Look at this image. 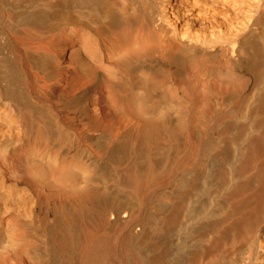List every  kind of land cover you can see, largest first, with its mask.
<instances>
[{"label": "bare ground", "instance_id": "1", "mask_svg": "<svg viewBox=\"0 0 264 264\" xmlns=\"http://www.w3.org/2000/svg\"><path fill=\"white\" fill-rule=\"evenodd\" d=\"M28 1L30 7L21 17L26 25L28 22L32 30L41 28L47 33L48 25L58 24L57 28L60 29L64 24L69 44L77 46V49L72 48L65 69H61L63 65H60L58 56L35 52L25 43H16L12 49L7 48L1 52L0 199L6 186L8 160L16 159L19 149L26 144L35 146L26 158L32 159L29 163L30 170L39 179H49L54 168L46 165L42 156H35L37 143L44 141V146L49 149L60 141L59 162H67L73 157L72 150L68 147L69 134L65 132L62 137L57 135L60 128L51 104L55 96L64 94L59 88L62 78L66 80L64 90L72 97H61V101L63 104L79 105V114H84L82 120L90 119L104 107L140 111L144 114L150 126L140 124L137 133L133 125L127 129L130 133L128 157L120 147L123 138L121 133L106 137L105 141L109 144L106 147L107 154L113 162L118 164L126 161L123 169L129 174L148 177L155 176L164 167L162 144L168 136H174L170 129L175 123H181V112L187 107H194V104L179 96L180 84L198 88L201 85L211 107L219 110L229 107L234 95L226 94L224 100H219V92L211 81L215 64L222 63L223 67L236 70L245 69L251 79L255 76L252 68L253 62L258 60V51L253 50V39L262 32L264 39V0H56L54 3L53 0H27V3ZM231 11L235 13L233 21L229 17ZM60 21L63 22L59 23ZM59 43L66 45L64 42ZM91 49H94V55H91L94 60L89 57ZM243 49L246 55L245 52L242 53ZM257 50L260 51L261 47ZM26 63H30V69L24 66ZM101 64H105L103 69L100 68ZM186 64L190 66L187 76L183 73ZM32 70L42 73V76ZM182 73L183 77H175ZM166 84L175 86L170 101L164 99L162 88ZM101 86L114 96L106 105L98 97ZM194 86L193 89L196 88ZM39 94L43 101L36 98ZM38 108L41 115L37 113ZM244 116L245 113H242L234 119H244ZM200 120L203 121L198 118ZM91 137L89 133L85 135L87 139ZM133 145L143 151L144 156L151 152L156 158L151 162L141 163ZM237 147L238 145L233 150V158L237 156ZM258 154L259 151H256L255 155ZM91 159L94 181L104 185L105 189L109 169L95 155ZM229 167L232 168V164ZM144 183L146 186L153 184V179L144 180ZM192 186L191 183L186 185V192H191ZM15 187L22 188L33 204L29 220L25 222L33 223L36 220L42 203H55L53 200L51 203L49 196L37 194L22 179L15 183ZM194 202L193 199L188 202L191 208L203 212L201 205L197 206ZM108 203L107 213L112 208V202ZM212 212L214 211L210 209L206 214ZM128 215L122 216L127 218ZM115 217L118 219L119 216ZM118 221L99 220L97 229L99 231L113 226ZM185 223V227L181 228L183 235L174 245L178 255L176 258L172 257L173 245L170 239L173 223L167 227L170 232L169 236L166 235L168 238L163 240L162 254L165 264H264V232L252 220H186ZM259 223L264 225V220H258ZM214 226H217L216 229ZM126 227L128 233L123 237L130 240L136 236L131 220H127ZM62 229V247L65 248L66 229ZM192 229L196 231L195 235L191 233ZM105 237L98 235L88 240L82 253L86 264H93V257L97 258V264L105 263L111 251L110 241ZM122 241L120 238L113 244L115 255L121 259L125 258L123 244L126 243L125 240ZM38 249L34 251L36 264L41 263L40 254H44L42 248L41 251ZM0 250L6 253L8 251L2 238ZM215 253L216 258L212 259V254ZM11 255L8 252L6 258L1 257L0 261L8 259L9 264H13L15 257L12 258ZM6 260L4 262L8 263ZM3 261L0 263L3 264Z\"/></svg>", "mask_w": 264, "mask_h": 264}, {"label": "rangeland", "instance_id": "2", "mask_svg": "<svg viewBox=\"0 0 264 264\" xmlns=\"http://www.w3.org/2000/svg\"><path fill=\"white\" fill-rule=\"evenodd\" d=\"M29 7L27 0H0V54L7 48L15 47L16 43H25L35 52L58 56L60 65H63L61 69H65L69 53L72 48L77 49V46L69 44L66 27L64 24L60 29L57 28L58 24L48 25L52 27H48L47 33L41 28L39 29L43 32L39 29L32 30L31 24L28 26L27 22L26 25V21L21 18ZM233 13L234 11L230 12V21L235 18ZM13 15L20 19L14 18ZM57 29L59 32H50ZM262 34L259 33L253 39V50L258 51V60L253 62V79L245 69L223 67L222 63L213 67L214 75L212 74L211 81L219 92V100H224L226 94L234 95V102L232 101L229 107L219 110L212 108L201 85L199 87L202 89L185 83L179 85V96L194 104V107H187L181 112V123H175L170 129L174 136H168L162 144L165 165L155 176L140 177L129 174L123 169L126 161L118 164L113 162L106 149L109 145L105 141L106 137L121 133L123 138L120 147L128 157L130 133L127 129L133 125L137 133L140 124L146 123V126H150L144 114L140 111L104 107L90 119L82 120L84 114H79V105L63 104L61 101V97H72L64 90L66 80L62 78L59 88L64 94L55 96L51 104L54 118L61 130L57 135L62 137L65 132L69 134L68 147L72 150L73 157L67 162H59L62 145L60 141L55 142L49 149L44 146V141L37 143L35 156H42L43 162L54 168V173L49 179L36 178L30 170L29 163L32 159L26 158V155L35 147L33 144H26L19 149L16 159L8 160L5 172L6 186L0 199V238L8 249L7 253L13 254L12 258L15 257L14 260L11 258L13 264H36L34 251L38 248L44 251V256L40 254L39 264H86L82 259L83 250L88 240L98 235L106 236V240L110 241L111 251L104 264H165L162 254L163 240L168 238L170 232L167 227L173 223L170 239L173 245L172 257L176 258L178 255L174 245L183 235L181 228L185 227L186 220H252L263 233L264 225L258 224V220H264ZM59 42L66 45L62 46ZM259 47L260 51L257 50ZM241 51L246 55L244 49ZM91 55H94V49H91L89 56L94 60ZM104 65L101 64L100 68L103 69ZM24 66L30 69L31 65L26 63ZM184 68L187 71L184 69L183 73L187 76L190 66L186 64ZM183 73L176 74L175 77H183ZM193 86L196 88L193 89ZM174 87L166 84L162 88L164 99L170 101L175 92ZM98 93L103 105L114 98L112 93L102 86ZM36 98L42 100V95L39 94ZM39 109L37 113L41 115ZM242 113H245L244 119H234ZM198 118L203 121H198ZM87 133L92 137L85 138ZM236 145L237 156L233 158ZM133 148L141 163H148L156 158L151 152L144 156V152L137 149L136 145H133ZM256 151H259L258 155H255ZM92 155L98 157L109 169L110 175L105 181V189L104 185L94 181ZM230 164L232 168L229 167ZM20 179L30 184L37 194L43 197L47 195L51 203L52 200L55 202L48 205L42 203L33 223L25 222L29 220L33 204L22 188L15 187V183ZM148 179H153V184L146 186L144 180ZM189 183L193 185V190L186 192L185 186ZM191 199L197 206L201 205L203 212L191 208L188 203ZM108 202H112V208L107 213ZM210 209L214 212L206 214ZM123 214L129 215L125 218ZM115 215L119 216L118 219L114 218ZM99 220L119 221L98 231ZM127 220L132 221V228L136 233L130 240L123 237L128 233ZM63 227L66 229L65 248L62 247ZM214 227L216 229L217 226ZM190 231L196 234L194 229ZM120 238L121 241H126L123 244V259L114 253L113 244ZM7 253L0 250V259ZM216 255L212 254V259L216 258ZM96 260L97 258L93 257V264H97Z\"/></svg>", "mask_w": 264, "mask_h": 264}]
</instances>
